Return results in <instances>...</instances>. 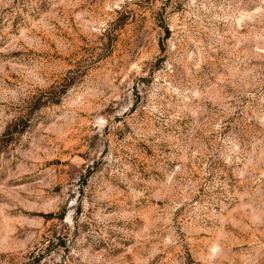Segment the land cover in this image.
<instances>
[{"label": "rangeland", "instance_id": "374dc122", "mask_svg": "<svg viewBox=\"0 0 264 264\" xmlns=\"http://www.w3.org/2000/svg\"><path fill=\"white\" fill-rule=\"evenodd\" d=\"M0 264H264V0H0Z\"/></svg>", "mask_w": 264, "mask_h": 264}]
</instances>
